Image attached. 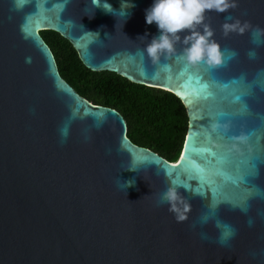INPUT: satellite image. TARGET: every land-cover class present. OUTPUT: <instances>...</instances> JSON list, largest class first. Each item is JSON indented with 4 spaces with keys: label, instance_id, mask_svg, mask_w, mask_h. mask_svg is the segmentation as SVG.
Segmentation results:
<instances>
[{
    "label": "water",
    "instance_id": "1",
    "mask_svg": "<svg viewBox=\"0 0 264 264\" xmlns=\"http://www.w3.org/2000/svg\"><path fill=\"white\" fill-rule=\"evenodd\" d=\"M102 2L117 12L94 8L92 0H23L18 7L17 0H0V264H264V32L258 42L252 35L264 29V0L206 11L211 39L236 53L216 67L186 64L179 42L153 64L143 53L157 31L144 22L151 0H128L124 20L121 0ZM225 17L249 27L225 34ZM41 31L66 39L90 71L175 95L187 117L176 161L132 143L118 111L80 96L60 76ZM145 32L146 39L137 37ZM195 75L223 86L215 100L192 94ZM218 111L226 115L217 119ZM223 129L247 139L209 143ZM189 137L230 151L237 163L227 171L243 175L235 185L216 178L222 189L203 224L216 193L187 180L184 164L204 163L190 147L178 163ZM177 174L189 184L176 185L189 204L182 221L157 203ZM217 219L235 229L225 244Z\"/></svg>",
    "mask_w": 264,
    "mask_h": 264
},
{
    "label": "trees",
    "instance_id": "2",
    "mask_svg": "<svg viewBox=\"0 0 264 264\" xmlns=\"http://www.w3.org/2000/svg\"><path fill=\"white\" fill-rule=\"evenodd\" d=\"M50 48L60 76L83 98L118 111L126 121L128 139L167 161L178 158L187 128L186 111L172 93L134 84L111 72H93L72 45L53 31L39 33Z\"/></svg>",
    "mask_w": 264,
    "mask_h": 264
},
{
    "label": "clouds",
    "instance_id": "3",
    "mask_svg": "<svg viewBox=\"0 0 264 264\" xmlns=\"http://www.w3.org/2000/svg\"><path fill=\"white\" fill-rule=\"evenodd\" d=\"M23 0H21V3ZM95 7H100L106 13H115L110 4L102 2V0H92ZM125 5L122 9L121 5ZM19 4H17V7ZM132 7L128 0H121L120 15L123 20L126 18V9ZM229 7H235V0H151L148 7L144 9L145 24H155L156 33L147 39V43L143 47V53L153 64L160 62L161 57L167 59L170 55L176 52L175 45L179 42L183 45L180 53L182 59L188 65H197L203 63L210 67H216L225 63L227 59L236 55L234 51H222L218 43L211 39L212 32L210 28L203 24L206 11L224 12ZM91 18V16H90ZM225 34L230 31L243 32L249 27L245 21L243 24L238 19L225 17L221 25ZM264 29L256 27L253 29L254 41L258 39ZM142 39L148 37V33L138 35ZM227 52V55L225 53ZM254 56V52L249 53ZM165 69L167 65L163 66ZM215 128V125L213 126ZM234 139L244 142L247 137L241 135ZM235 147V145H233ZM129 170H134L129 168ZM133 180L124 181L126 188L130 184H134ZM158 204H167L168 209L174 213L177 221H182L186 218V213L189 210V204L181 196L176 184L172 181L162 192L159 193ZM217 206L216 201H212L208 205V211L200 217V222L207 223L214 215V210ZM215 227L220 230L218 242L221 244L235 235V229L227 223L215 220Z\"/></svg>",
    "mask_w": 264,
    "mask_h": 264
},
{
    "label": "snow or ice",
    "instance_id": "4",
    "mask_svg": "<svg viewBox=\"0 0 264 264\" xmlns=\"http://www.w3.org/2000/svg\"><path fill=\"white\" fill-rule=\"evenodd\" d=\"M21 0H17V4H20ZM190 81L193 82L196 87L194 88L192 94L196 96H200L203 98H211L215 100L220 93V88L223 86L215 87L214 84L204 83L201 81L198 75L191 76ZM231 99L233 101H238L241 99L239 93H230ZM224 99V96L220 97ZM226 115L223 111H218L216 113L217 119H222ZM235 137L232 135L230 131L227 129H223L218 131L214 136H209L208 141L211 142L212 139H215L219 142H228L234 139ZM191 148L192 152L199 158L204 159V163H199L197 161H193V164L189 166L188 164H184L187 170V180H197L198 183L202 185H207L210 190L216 193L213 197V201H218L219 194L222 189V185L216 179L217 177L230 179L233 185L237 184L239 180L243 179V175L231 177L229 172L227 171L228 167L237 163V158L233 156V154L225 150L222 147H218L213 149L207 144L197 146L192 137L187 138L186 140V148L185 153L182 154V160L178 163H184L185 158L188 156V148ZM173 182L176 185L183 184L184 188H188L189 184L187 181H182L179 179V174H177V179H174Z\"/></svg>",
    "mask_w": 264,
    "mask_h": 264
}]
</instances>
